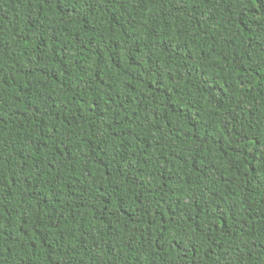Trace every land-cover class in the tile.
<instances>
[{
  "label": "trees",
  "instance_id": "obj_1",
  "mask_svg": "<svg viewBox=\"0 0 264 264\" xmlns=\"http://www.w3.org/2000/svg\"><path fill=\"white\" fill-rule=\"evenodd\" d=\"M0 264H264V0H0Z\"/></svg>",
  "mask_w": 264,
  "mask_h": 264
}]
</instances>
